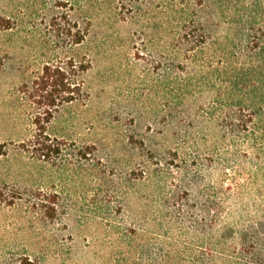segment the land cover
Segmentation results:
<instances>
[{
	"label": "trees",
	"instance_id": "16d2710c",
	"mask_svg": "<svg viewBox=\"0 0 264 264\" xmlns=\"http://www.w3.org/2000/svg\"><path fill=\"white\" fill-rule=\"evenodd\" d=\"M45 1L52 9L47 26L74 46H87L96 30L109 31L119 23L138 26L144 36L160 32V91L165 97L160 124L165 139L168 132L174 138L162 145L159 157L141 154L135 163L130 156L118 169L125 180L114 188L123 198L121 213L123 203L142 190L147 197L140 198L159 205L160 264H264V0ZM9 22L0 16L1 26L9 28ZM91 63L88 51L81 60L67 57L63 66L48 63L21 86L35 112L33 134L17 151L26 169H53L57 163L65 169L76 164L91 169L102 188L100 176L107 177L112 155L96 141H70L61 122L66 115L73 118L77 107H88L84 75ZM56 123L65 134L55 131ZM5 147L0 145V152ZM202 148L209 152L208 171L197 168L195 157ZM247 166L258 200L244 197L240 178ZM214 171L224 180L209 181L199 201L201 182ZM49 179L46 185L12 193L0 188V206L20 201L44 220H55L62 182L57 176ZM111 194L97 190L98 203L110 204ZM174 233L181 244L169 241Z\"/></svg>",
	"mask_w": 264,
	"mask_h": 264
},
{
	"label": "rangeland",
	"instance_id": "374dc122",
	"mask_svg": "<svg viewBox=\"0 0 264 264\" xmlns=\"http://www.w3.org/2000/svg\"><path fill=\"white\" fill-rule=\"evenodd\" d=\"M50 10L45 0H0V16L10 20L9 28L0 25V145H6L0 152L6 153L0 155V188L12 193L15 188L46 185L49 177L57 176L63 192L55 220H44L20 201L0 206V264H160V219L155 221L159 205L140 198L147 197L142 190L123 203L121 213L123 198L114 189L115 183L125 180L118 169H124L130 156L135 163L141 154L159 157L162 145L174 138L168 132L165 139L160 124V103L165 99L160 91V32L144 36L138 26L119 23L109 31L96 30L87 46H74L47 26ZM86 51L92 59L84 75L91 95L88 107H77L72 120L66 115L61 122L70 141H96L112 155L115 162L108 161L107 177L100 176L102 188L94 182L91 169L83 171L76 164L66 170L59 163L53 169H26L17 151L33 134L35 112L21 86L45 64L63 66L67 57L76 55L81 60ZM56 125L55 131L65 134ZM202 149L201 156L195 157L197 168L208 171L209 152ZM246 170L240 178L244 197L258 200L255 179L249 166ZM212 173L201 182L199 201H204L209 181L224 180L218 171ZM106 189L112 191L113 201L103 205L98 203L97 190ZM169 237L171 244L182 242L176 233Z\"/></svg>",
	"mask_w": 264,
	"mask_h": 264
}]
</instances>
